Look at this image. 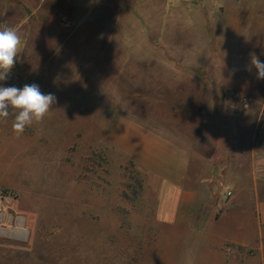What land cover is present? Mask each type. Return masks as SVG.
Returning <instances> with one entry per match:
<instances>
[{"label": "rangeland", "instance_id": "374dc122", "mask_svg": "<svg viewBox=\"0 0 264 264\" xmlns=\"http://www.w3.org/2000/svg\"><path fill=\"white\" fill-rule=\"evenodd\" d=\"M92 1L0 0V26L14 28L22 40L11 76L0 84L22 87L36 83L42 92L53 93L48 89L58 76L49 74L48 68L58 63L63 67L59 57L71 50L70 46L76 45L77 50L78 46L88 47L100 31L110 49V42L116 40L113 37L137 38L140 29L154 32L158 39L160 32L169 40L187 32L195 36L198 29L177 22L186 18V5H197L203 13L199 22L204 37L199 33L200 40H206L203 43L216 52L207 68L208 83L220 89L231 79L232 89L153 90L149 92L151 103L144 104L148 91L143 86L164 84L159 80L149 84L151 77L138 75V68L135 72L129 68V74L120 80L136 81L134 88L113 94L126 100V113L157 127L169 116L195 114L196 110L201 115L242 117L248 127L260 115L264 122V79H257V70L251 65L253 55L264 63V0H157L161 2L158 9L148 5V0H96L99 7L93 12ZM178 3L182 7H177ZM114 17L119 21L134 19L135 23L111 26ZM149 25L154 26L152 30ZM135 46L128 49L130 55L142 57L141 49ZM67 60L66 77L72 84L87 87V101L91 103L84 113L68 105L64 109L76 112V117L53 120L51 107L42 122L26 127L19 136L12 129L14 114L0 119V211L18 217L13 222L10 218L2 220V225L12 223L11 229L18 236L10 241L0 237V264H163L166 245L205 241L196 233L168 230L157 216V202L144 200L142 172L106 139L116 97L112 100L110 92L93 89L89 74L81 80L70 75L76 70L75 61ZM205 62L200 52L198 63ZM202 72L201 68L196 71V77L203 83L207 76ZM171 81L182 87L188 80L175 76ZM77 88L72 85V105ZM192 94L198 99L191 100ZM160 95L170 97V101H158ZM96 98L103 101L102 108L91 105ZM245 101L248 109L242 107ZM95 118L102 119V133L96 131ZM214 125L220 127L222 123ZM63 134L69 137L64 139ZM63 145L70 147L68 152ZM262 222L264 227V215ZM256 254L257 264H263L259 251L247 250L248 256ZM262 255L264 258V251Z\"/></svg>", "mask_w": 264, "mask_h": 264}, {"label": "crops", "instance_id": "0c3cea01", "mask_svg": "<svg viewBox=\"0 0 264 264\" xmlns=\"http://www.w3.org/2000/svg\"><path fill=\"white\" fill-rule=\"evenodd\" d=\"M147 2L156 9L161 6V2L157 3V0ZM92 3L93 12L99 7V3L96 0ZM177 7H182V3H178ZM185 11L186 18L179 19L177 24H190L196 28L195 30L198 29L195 36H190L187 32L185 36L169 40L160 32L158 39L154 32L149 34L146 29L138 28L140 36L137 38L131 36L120 40L119 37H113L116 40L110 42L112 46L110 49L108 42L103 40L104 34L100 31V35L88 42V47L84 45L81 49V46H78L77 50L74 49L76 45L70 46L71 50L64 51L59 57L63 67H59L58 63L48 68L49 74L58 76L53 86L48 89L57 99L52 106V119L61 117L69 121L70 118L76 117V112L72 113L70 109L66 111L64 109L66 106H76L79 113H84L88 103H91L87 101V87L79 83L72 84L71 78L66 77L67 59L75 61L73 66L76 70L70 75L75 74L80 80L84 75H91L90 83L95 85L93 89L101 93L110 92L112 100L115 96L114 91L134 88L136 81L129 78L120 80L126 72L129 74L126 71L129 68H133L134 72L138 68V75L146 74L151 77L149 84L153 80V82L159 80L164 84L144 85L143 89L148 91L147 95H144V104L151 103L152 97L149 92L153 90L159 92L177 89L195 92L231 90V79L229 83L221 85L220 89L208 83L210 72L207 68L216 52L208 49L203 43L206 40H200L202 26L199 17L203 13H200L199 6L186 5ZM115 12L118 13L117 8ZM143 20L146 21L145 18ZM111 21V26L135 23L134 19L129 18L120 20L121 23L116 17ZM137 24L142 26L139 21ZM152 27L154 26H147L151 30ZM200 34L204 37L203 30ZM134 44L141 49L139 52L142 53V57L137 53L130 55L128 49L133 48ZM200 52L206 57V62L202 65L198 63ZM200 68L207 76L203 83L196 77V71ZM175 76L186 78L188 81L183 83L182 87L174 86L171 77L175 79ZM72 85H76L78 88L75 90L79 91L78 95L73 96L75 105L70 104ZM131 97L129 99L133 100L134 97L132 95ZM159 97L160 102L170 101V97L162 98L161 95ZM98 98L91 105L102 108L103 101H99ZM190 98L198 99L193 94ZM125 102V99L116 97L112 105L115 109H112L110 121L108 120L110 125L106 131V139L121 155L133 161L140 169L143 177L142 196L146 201L157 202V216L165 221L166 228L174 229L176 233H196L199 239H205L195 244L166 245L163 264H257V254L247 255V250L252 248L259 251L264 264L262 116L251 120L248 127L246 119L242 117L236 120L231 114L201 115L196 110L195 114L169 116L164 125L160 121L157 127L148 124L145 119L140 121L134 115L126 113ZM242 107L248 109L247 101ZM78 122H81V119ZM94 123L96 131L102 133V119L95 118ZM215 123H222V126L216 127ZM231 123L235 125L231 126ZM78 133L80 138L82 132ZM68 137L69 135L63 134L64 139ZM63 146L68 152L70 147ZM9 218L11 222L18 220L17 216L0 211V237L4 235L10 238L6 241L18 236V232L11 229L12 223L2 225V220Z\"/></svg>", "mask_w": 264, "mask_h": 264}, {"label": "clouds", "instance_id": "9594fccd", "mask_svg": "<svg viewBox=\"0 0 264 264\" xmlns=\"http://www.w3.org/2000/svg\"><path fill=\"white\" fill-rule=\"evenodd\" d=\"M22 40L12 27L0 26V82L7 81L20 54ZM251 65L257 70V79H264V63L255 55ZM56 101L52 93H44L36 83L22 87L0 84V119L14 114L12 129L19 136L26 127L42 122Z\"/></svg>", "mask_w": 264, "mask_h": 264}, {"label": "built area", "instance_id": "2783aa9c", "mask_svg": "<svg viewBox=\"0 0 264 264\" xmlns=\"http://www.w3.org/2000/svg\"><path fill=\"white\" fill-rule=\"evenodd\" d=\"M245 107H247V104H245ZM230 195V194H229Z\"/></svg>", "mask_w": 264, "mask_h": 264}]
</instances>
